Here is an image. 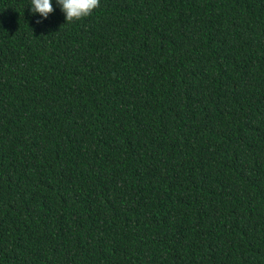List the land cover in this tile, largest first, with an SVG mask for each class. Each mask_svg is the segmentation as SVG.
<instances>
[{"label": "trees", "instance_id": "1", "mask_svg": "<svg viewBox=\"0 0 264 264\" xmlns=\"http://www.w3.org/2000/svg\"><path fill=\"white\" fill-rule=\"evenodd\" d=\"M52 7L0 0V264H264V0Z\"/></svg>", "mask_w": 264, "mask_h": 264}, {"label": "clouds", "instance_id": "2", "mask_svg": "<svg viewBox=\"0 0 264 264\" xmlns=\"http://www.w3.org/2000/svg\"><path fill=\"white\" fill-rule=\"evenodd\" d=\"M56 3L65 15L66 23L88 17L100 6V0H56ZM53 11L52 0H31L32 14H39L47 19Z\"/></svg>", "mask_w": 264, "mask_h": 264}]
</instances>
